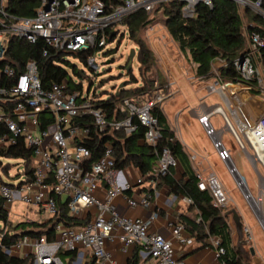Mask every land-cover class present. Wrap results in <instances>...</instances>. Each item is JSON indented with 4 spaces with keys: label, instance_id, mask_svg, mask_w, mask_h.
Returning <instances> with one entry per match:
<instances>
[{
    "label": "built area",
    "instance_id": "obj_1",
    "mask_svg": "<svg viewBox=\"0 0 264 264\" xmlns=\"http://www.w3.org/2000/svg\"><path fill=\"white\" fill-rule=\"evenodd\" d=\"M7 1L0 0V59H4L11 38L30 43L43 38L49 47L57 50L91 51L87 65L98 70L99 55H105V48L121 30L128 33L125 18L133 12L142 9L150 13L158 3L179 1L182 15L191 18L196 15L198 5L212 8L215 0H126L111 11L103 0H42L33 17L21 18L8 15ZM232 1L264 17L262 0ZM250 26L245 23L243 28L246 39L243 59L237 57L232 62L237 78H227L224 72L230 63L215 58L211 73L197 79L206 82L209 95L216 94L222 100V104L215 105L205 102L198 120L234 177L238 171L232 169V152L223 140L226 131L240 148L248 151L253 167L263 170L264 182V105L258 103L264 104V32L250 30ZM76 72L84 77L82 70ZM2 75L10 84L0 86V123H4L8 131L0 135V150L15 145L22 138L33 152L30 175L21 160L17 166V183L0 178L4 207L21 202L51 218L59 215L60 203H63L69 215L84 220L82 224L73 225L59 222L50 237L25 234L11 244L4 242L7 235L14 234L7 220L0 228L2 250L9 255L29 257V264H65L61 255L65 250L77 252L74 259L69 258L68 264H120L109 248L110 243L116 242L123 254L138 248L142 259L152 264H188L175 249V243L188 245L195 241L186 234L183 222L173 224L171 237H166L151 229L158 211H152L147 217H131L121 213L116 203L121 197L130 208L151 209L159 179L179 164L172 151L163 147L157 165L149 174L150 179L137 180L136 184L144 191L136 199L126 193L134 189V183L125 172L127 167L116 166L113 145L105 143L101 155L90 162L92 149L87 141L92 137V128L78 123L80 118L91 116L94 128L101 135L115 131L130 134L142 125L146 129L144 140L157 145L161 132L152 110L163 105L170 94L155 91L149 98L125 97L119 107L124 116L109 119L105 109L96 105V100L102 96L90 90L85 93L81 83L74 82L69 72L62 81L45 87L37 61L30 58L22 71L6 62L0 69V81ZM7 106L12 107L7 110ZM215 115L220 116L223 127L215 126L212 121ZM197 176L199 188L209 191L213 205L227 209L230 196L220 179L214 173ZM237 182L241 186V182ZM245 198L250 202V194H245ZM185 200L192 203L189 198ZM253 208L264 229V216ZM245 233L248 241L250 233L247 229ZM210 239L214 257L219 260L226 250L219 237Z\"/></svg>",
    "mask_w": 264,
    "mask_h": 264
},
{
    "label": "trees",
    "instance_id": "obj_2",
    "mask_svg": "<svg viewBox=\"0 0 264 264\" xmlns=\"http://www.w3.org/2000/svg\"><path fill=\"white\" fill-rule=\"evenodd\" d=\"M125 1L103 0L108 11L123 5ZM41 3L42 0H8L6 12L8 15L18 18L33 17ZM162 5L171 36L178 43L180 50L185 54H189L191 60L197 64L196 74L201 77H207L212 70V61L215 58H221L230 63L229 68L224 72L225 76L235 80L237 72H235L232 62L244 53L246 49V39L243 33L244 24H251L250 30L264 32V17L259 13L253 12L249 7L240 8L232 0H215L212 8L200 4L197 7L196 15L191 18L182 15V4L179 1L162 3ZM262 6L264 8V0H262ZM150 22L149 14L142 9L133 12L125 18V23L129 27V38L139 45V57L141 62L147 65V68H150L153 63V55L145 47L143 40L138 37V34ZM44 51H47L46 55H44ZM65 52L49 47L43 38H38L35 43H30L25 39L11 38L4 59H0V69L8 62L19 71H22L26 61L33 58L38 63L42 84L45 87H49L53 82L62 81L68 75L67 67L74 66L64 59ZM72 53L86 61L91 51ZM110 53H113V50H107L105 55ZM134 79L137 81V77H134ZM9 84L10 82L5 75H2L0 86H9ZM155 90L152 88L147 90L143 83L134 88L123 87L118 93L117 91L110 93L107 98L100 97L96 100V105L105 109L109 119L122 118L124 112L119 107L123 98L132 96L149 98ZM11 107L7 106L6 109L9 110ZM152 112L160 125L161 137L157 145H151L144 140L146 129L142 125H139L138 129L130 134H126L124 131H115L101 135L94 128L91 116L80 118L79 124L92 128V137L87 141V145L92 149L90 162L95 161L101 155L105 143L109 142L114 147L116 166L118 168H126L133 164L140 171L143 180L147 181L150 179L149 174L152 168L157 165L162 148L168 147L178 162L182 164L185 171L182 178L177 179L175 177V168H171L167 175L159 179V184L164 183L168 186L171 193L191 200V206L197 210L200 220L197 221L186 217L183 220L192 236L196 241L202 242V246L209 244L208 239L210 237H219L221 245L226 250V253L220 259L223 264H250L249 260L245 259L232 244V230L225 216V211L228 208L215 207L209 191L199 188V178L188 165V158L183 145L176 138L174 131L171 130L162 105L155 106ZM42 117L44 119V116ZM7 132L5 124L0 123V135ZM0 157L22 160L26 173L30 175L33 171V152L32 149L25 145L22 138L15 145L0 150ZM9 165L10 163L8 162L0 161V167L6 174H9ZM3 181L5 182V180ZM127 192H130V190H127ZM60 208L59 215L48 218L46 221L16 224L15 230L19 229L20 233L7 235L4 242L11 244L25 234L35 237L43 235L50 237L59 222L69 225L82 224L84 222L81 218L69 215L66 204L60 203ZM7 215V210L3 207V200L0 198V220L6 222ZM61 254L73 259L77 252L65 250ZM29 263V257L9 255L0 247V264ZM139 263V251L136 248L134 254L128 260V264Z\"/></svg>",
    "mask_w": 264,
    "mask_h": 264
},
{
    "label": "rangeland",
    "instance_id": "obj_3",
    "mask_svg": "<svg viewBox=\"0 0 264 264\" xmlns=\"http://www.w3.org/2000/svg\"><path fill=\"white\" fill-rule=\"evenodd\" d=\"M148 14L151 22L141 29L138 37L143 40L145 47H147L153 55V63L150 68H147V65L141 62V58L139 57L138 53L139 45L134 40L129 38V35L125 30H121L120 33L113 39V41H111L105 48V51L113 50V53H110L109 55H99L97 59V63L99 65L98 70L91 69L85 60L70 51H66L64 53V59L74 65L72 67H67L69 75L72 77V80L74 79V82L77 84L81 83L85 93L90 90L91 93L96 92V94L102 96L103 98H107L110 93L116 92L118 86L124 81V87L126 88H134L137 87V85H142L143 83L147 90L151 88L154 90L156 89L165 95H169L171 92H169L166 87H163V84L165 83L164 81L171 84L175 82L179 91L175 97L171 99V102L166 105V110H170L169 107L171 108L174 106V103L179 104L181 102L189 101L192 102L191 106H194L196 103L198 104L201 93L198 90L196 84L192 82V80L196 79L195 77H197V64L191 60L189 54L183 53L180 50L179 45L174 42L167 27V17L162 3L156 4L153 11ZM132 48H135L137 51L133 60L130 57ZM108 60H110L109 63ZM130 63H132V70L128 71V66ZM78 70L83 71L84 77L77 74L76 71ZM134 77H137V81L134 79ZM133 81L135 82L133 83ZM208 103L210 105L222 104V100L216 94H212L208 98ZM191 109L192 107H187L185 112ZM212 121L218 128L224 126V123L218 115H215ZM197 127L199 130H201L199 126ZM194 131L196 132L197 129H194ZM223 140L227 146L232 144L235 150L231 164L234 166L236 165L239 168L237 169V176L241 182V186L238 185L229 168H226L228 173L227 183L233 191V196H235L238 200L242 199V203L246 209L245 219L253 227L255 241L259 245L260 252L264 258V229L261 223L255 220L256 218L247 202V199L241 194V190L244 191L245 194H250V203L255 208L256 204L252 201V199L254 198L255 200L261 202L262 207L259 213L263 217V170L257 171L253 167L249 161L250 156L248 151L239 147L229 131L224 132ZM241 158L243 167H239ZM0 161H3L4 163H10L9 173H11V177L5 176V180L11 183H17L19 179L18 177H15L17 174L16 166L17 164H21L22 161L6 159L2 157H0ZM220 167L221 166H219L218 169H220ZM10 207V217L12 222L15 224L20 221H25L27 217L30 219L37 218V215L21 202H16ZM42 217L48 218L47 214H43ZM251 243H253V241H251ZM242 249L244 252L239 250L241 254L249 259L247 247L245 246ZM62 252L63 251H61V253ZM61 255L65 261V264H68L69 256H64L63 254Z\"/></svg>",
    "mask_w": 264,
    "mask_h": 264
},
{
    "label": "crops",
    "instance_id": "obj_4",
    "mask_svg": "<svg viewBox=\"0 0 264 264\" xmlns=\"http://www.w3.org/2000/svg\"><path fill=\"white\" fill-rule=\"evenodd\" d=\"M174 42L177 43L175 40ZM195 78L196 79L192 80V82L196 84V86L198 87V90L201 93L198 104L196 103L194 106H191L192 102H189V101L181 102L179 104L174 103V106H172L171 108L169 107L170 110H166L165 107L171 102V99L175 97V95L178 93L179 90L177 89L178 86L175 82H174L175 84L174 83L171 84L169 82L164 81L165 83L163 84V87H166L168 91L171 93L166 98V100L164 101L162 105L163 112L167 118V121H168V124L171 130L174 131L176 138L183 145V149L187 155L188 165L190 166V168L197 175L201 174L202 176H208L214 173L221 180L224 188L226 189L227 193L230 196V204H229L228 209L236 208L238 212L240 213L242 217L243 225H244V233H245V229H247L248 232L250 233V238L247 241V244L245 245L247 247V253H248L249 259L245 256L244 258L248 259L250 264H264L263 255L260 252L259 245L255 241L253 227L245 219L246 209L242 203V199L238 200L235 196H233V191L231 190V187L227 183L228 173H227L226 168H229V166L225 162L220 160L218 156V152L213 145L212 139L206 134L204 127L198 120V116L203 110V104L205 102L208 103V98L211 95L208 94V91L206 89V83L203 81L197 80L199 78L198 75ZM258 103L260 104V106L261 105L263 106V103L259 101ZM187 107L188 108L192 107V109L185 112V109ZM197 126H199L201 130H199ZM194 129H197L198 132L197 131L195 132ZM227 147L231 150L232 156H233L235 153V150L232 144H230V146H227ZM18 165L19 164H17V166ZM219 166H221L220 169H218ZM235 167L237 166L235 165ZM239 167H243L242 158L240 159ZM237 169L239 168L237 167ZM184 171H185L184 167L182 166L181 163H179L178 166L175 168V177L177 179L182 178ZM125 172L127 176L129 177V179L134 183V189L130 190V192L126 191V193L130 196L135 197L136 199L140 198V196L142 195V192L144 191V188H142L143 189L142 190L141 187L136 184L139 178L143 179L140 171L138 170L136 166L130 165L126 168ZM0 175H1V179L3 180H5V176L11 177V173L6 174L2 170L1 167H0ZM15 177H19V174H16ZM5 182H8V181L5 180ZM159 183L160 181L158 182V186L156 189L157 191L154 193V196H153V207L151 209H144L142 207L130 208L127 206L124 199L121 197L117 199L116 203L121 213L129 215L131 217H147L150 215L152 211L154 210L158 211L159 216L153 221L151 225V229L153 231L163 234L166 237H171L172 225L175 224L176 222L181 221L184 223L183 219L185 217L191 218L197 221H199L200 218L197 215V210L193 208L191 204H189L185 200L186 197L177 196L174 193H171L166 184L164 183L159 184ZM241 194L242 196L245 197L244 191L241 190ZM258 194H259V191H258ZM247 202L250 205L254 213V216L256 218L255 220L261 223V219L254 212V208L252 204L248 200ZM3 207H4V204H3ZM4 208L7 210V213H8L7 220L10 222V228L12 229L14 234L20 233L19 229L15 230V225L18 223L31 222V221L43 222V221H46L48 218H50L49 216L48 218H43L42 217L43 213L37 211V209H34L32 207H27L28 209L32 210L37 215V218L30 219L27 217L25 221H20L15 224L12 222L11 217H10L11 207L8 206ZM226 218L232 230V239H233L232 244L235 248H237L236 245L238 241V235H237L234 221L231 216L226 217ZM4 223L5 222L3 220H0V228L2 227ZM186 234L192 236L190 230L187 227H186ZM246 235L247 234L245 233V239L248 237V235L247 237ZM235 238H236V241H235ZM251 241H253V243H251ZM208 242L209 244L205 246H202V242H198L196 240L193 243L188 244V245H180L178 243H175V249L180 259L184 260L188 264H200V263L201 264H223L220 259L217 260L214 257V249L211 246V239H208ZM252 247L254 248V251H255L254 253L251 252ZM109 248L112 250L116 258L120 261V264H128V260L130 259V257H132L135 251V248H134V249H131L129 253L123 254L119 248V244L116 242L110 243ZM139 257H140L139 264H152L149 260L142 259L140 255Z\"/></svg>",
    "mask_w": 264,
    "mask_h": 264
},
{
    "label": "water",
    "instance_id": "obj_5",
    "mask_svg": "<svg viewBox=\"0 0 264 264\" xmlns=\"http://www.w3.org/2000/svg\"><path fill=\"white\" fill-rule=\"evenodd\" d=\"M137 51L135 48H132L131 49V52H130V57L131 59L133 60L135 55H136ZM243 54L242 53L239 58L240 60L242 61L243 59ZM110 62V60H108V63ZM132 70V63L129 64L128 66V71ZM81 73V71H79ZM125 86V81L122 82L119 86H118V89H117V93L119 92L120 89H122L123 87ZM232 169L236 170V167H234L232 165ZM237 171V170H236ZM238 173H236V180L239 181V178L237 176ZM225 216L226 217H229L231 216L233 221H234V224H235V228H236V231H237V235H238V241H237V246H238V250H241L242 252L243 249L245 247V245L247 244V240L245 239V234H244V225H243V221H242V217L240 215V213L238 212V210L236 208H231V209H228L226 210L225 212ZM246 251V250H245ZM251 252L254 253V248H251Z\"/></svg>",
    "mask_w": 264,
    "mask_h": 264
},
{
    "label": "bare ground",
    "instance_id": "obj_6",
    "mask_svg": "<svg viewBox=\"0 0 264 264\" xmlns=\"http://www.w3.org/2000/svg\"><path fill=\"white\" fill-rule=\"evenodd\" d=\"M252 201L256 204V208L260 211V209H261V202L260 201H257V200H255L254 198L252 199Z\"/></svg>",
    "mask_w": 264,
    "mask_h": 264
}]
</instances>
